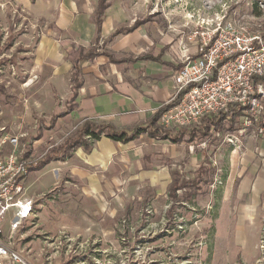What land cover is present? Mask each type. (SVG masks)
Here are the masks:
<instances>
[{"label":"rangeland","instance_id":"374dc122","mask_svg":"<svg viewBox=\"0 0 264 264\" xmlns=\"http://www.w3.org/2000/svg\"><path fill=\"white\" fill-rule=\"evenodd\" d=\"M108 1L126 24L147 18L138 35L100 41V49L108 53L115 46L117 51L110 53L114 58L162 50V58L182 63L195 56L193 30L218 20L240 24L264 39V0ZM95 5V0H0L4 152L26 153L33 165L50 147L74 136L80 123L66 113L68 105L73 108L70 76L79 53L93 45L85 35L94 29L90 20ZM109 24L107 17L104 30ZM102 58L103 70L124 71L136 82L143 74L130 62L97 59ZM90 62L97 60L79 63L80 84L83 67L90 68ZM82 78L91 77L86 73ZM261 103L264 108L263 98ZM262 116L264 109L250 125L237 117L232 125L225 123L220 132L206 136L169 129L178 136L180 153L176 161L164 162L173 163L171 167L187 178L195 177L200 163L207 165L199 187L178 191L173 204L165 182L138 178L137 156L129 163L121 157L126 147H106L104 141H91L90 151L59 154L39 169L30 167L24 187L33 214L12 234L5 223L10 236L4 242L32 264H264V198L253 201L256 205L249 199L253 170L262 166ZM156 124L163 128L159 117ZM105 147L112 149L108 159L101 158Z\"/></svg>","mask_w":264,"mask_h":264},{"label":"built area","instance_id":"2783aa9c","mask_svg":"<svg viewBox=\"0 0 264 264\" xmlns=\"http://www.w3.org/2000/svg\"><path fill=\"white\" fill-rule=\"evenodd\" d=\"M191 38L196 40V54L187 56L174 73L175 96L184 92L161 113L159 124L166 129L182 128L230 107L240 111L238 117L246 125L253 124V118L264 109V84L253 81L254 75H264L262 35L235 22L218 20L211 26L199 24ZM262 121L260 133L264 132V116ZM30 162L22 153L4 152L0 146V264H32L4 242L5 223L12 234L33 214V201L24 187Z\"/></svg>","mask_w":264,"mask_h":264},{"label":"crops","instance_id":"0c3cea01","mask_svg":"<svg viewBox=\"0 0 264 264\" xmlns=\"http://www.w3.org/2000/svg\"><path fill=\"white\" fill-rule=\"evenodd\" d=\"M95 1L97 5L98 0ZM107 2L108 6L105 8L103 13L99 42H102L104 39H106L120 26H129L135 20L134 18L130 24L122 22L123 14L120 12V10L114 6H111V3H109L108 0ZM94 10L92 14L93 17H91L90 20H93L94 29L91 26L89 31L87 30L85 35L86 37H84L87 39L89 38L90 40L93 39L95 41L96 25L94 19ZM107 17H109L110 24H112H109L107 30H104L105 20ZM141 25L130 32H121L115 35L112 39H116L117 41L121 37H127L129 35L135 34L138 35L139 31L142 29ZM58 27L61 28L59 24ZM122 47L123 45L121 46V49H123ZM111 49L114 52L117 51L115 46H112ZM162 53L163 52L161 50L158 54L144 52L131 56L120 57L123 58V60L119 63L127 64L130 62L137 69H143V74L142 76H138L137 82L126 76L124 71L114 74L111 70H103L102 67L105 66L106 60H103V58L99 60L97 58L106 55H100L96 57L97 63L93 64L90 62L91 67L87 70H85V68L82 66L83 71L80 77L82 83L77 89V94L74 101L72 102L73 108L67 113L68 116L71 119L76 120L77 123H81L85 119H102L108 122H113L119 126H124L126 128L145 124V122L152 117L156 109L169 102L174 97L176 92L174 72L177 70L176 66L179 63L173 64L172 62L162 58ZM144 54L159 56V60H127V58H133ZM107 60L109 61L108 57ZM86 73L91 78L84 79L83 81L82 76L85 77ZM134 139L133 141L131 140L128 142H116L108 137L101 136L100 139L95 141V143L98 142L99 144L103 143L104 141L103 144H105L106 147L111 146L117 149L119 147L122 149L126 147L127 150L121 154V157L129 163H132L130 159L133 158V156L138 157V178L144 180L151 179L153 181L161 180L166 183L168 188L171 181L170 171L176 169L171 167L173 163L169 165V163L164 162V160L170 158L172 160L169 161L173 162L178 159L177 157L180 152L177 150V142H172L169 139L154 138L147 135L146 133L140 134ZM106 147L103 150L105 155L103 154L101 156L102 159H108L109 155L111 154L112 149H106ZM91 149L92 144L90 145L89 149L78 147L75 150L82 152L83 150L90 151ZM259 149V152L262 155L260 159V161H262V166L258 168L256 167V170H253L255 171V177H253L249 191V199L252 202H259L260 199L264 198V153L261 150V146H258V150ZM95 151H97L96 147L93 148L92 152L95 153ZM116 155L117 154L112 156ZM144 159H148L150 162L144 163ZM154 161L158 163L155 164ZM254 205L256 204L254 203Z\"/></svg>","mask_w":264,"mask_h":264},{"label":"trees","instance_id":"16d2710c","mask_svg":"<svg viewBox=\"0 0 264 264\" xmlns=\"http://www.w3.org/2000/svg\"><path fill=\"white\" fill-rule=\"evenodd\" d=\"M108 6L107 0H98L97 5L94 10V19L96 25V38L91 47L87 50L82 51L79 53L78 57L74 60L72 66V73H71V81L74 82V91L72 96L69 99V102H72L75 99L77 94V89L81 86L80 81L78 79V72L80 70L79 63L83 60H92L100 55H106L109 58V61L114 63H119L123 60V58H114L110 53L103 51L100 49V44H104L105 41L111 40L115 35L121 32H130L137 28L139 25L145 23L146 19H135L134 22L129 25H122L117 28L112 34H110L106 39H104L101 43L99 42L100 39V29L101 23L103 19V13L105 8ZM100 43V44H99ZM136 59H156L159 60V56H153L151 54H144L141 56H136L133 58H127L129 61H134ZM4 61V60H3ZM1 63V62H0ZM182 66V63H179L176 66V69H179ZM253 81H261L264 83V75H254ZM184 90H181L177 93L175 98L171 101L163 104L162 106L158 107L152 117L142 125H135L129 128H117L112 123L110 124H96L91 119L83 120L76 129V132L73 137L66 138L62 144L57 146L50 147L44 159L40 160L39 162L30 165V169H39L41 166L46 164L48 161L51 160L53 157H57L59 154L68 155L73 150L78 147H83L84 149H89L91 145V141H96L100 139L102 135L108 137L116 142H128L133 140L134 138L138 137L140 134L146 133L147 135L158 138V139H169L172 142H179L177 139L178 136H172L170 134L171 130L166 128H161L158 124H156L158 117L161 113L167 109L168 107L172 106L182 95ZM72 110V106L68 105L66 113ZM240 111H237L235 107H230L224 112H219L218 114L214 115H204L201 117L199 123L191 124L189 126L183 127L181 129L189 130V132H193L191 136L193 137L196 133H200L201 135H208L209 132L218 133L224 127L225 123L232 122L239 116ZM56 116L51 118V123L55 122ZM54 124V123H53ZM232 127V126H230ZM181 135L179 137L184 136V132H179ZM183 138V137H182ZM25 156L27 154L25 153ZM207 171L206 162H202L199 164L198 168L195 170V177L194 178H187L182 176L178 170H171V181L168 186V197L171 199V204L178 201V191L180 190H196L199 187V182L201 181L202 176ZM171 212V208L169 209Z\"/></svg>","mask_w":264,"mask_h":264}]
</instances>
